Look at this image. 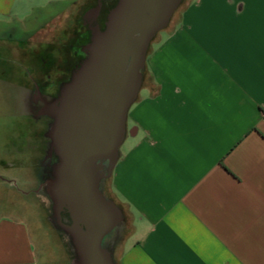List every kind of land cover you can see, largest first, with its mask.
I'll use <instances>...</instances> for the list:
<instances>
[{"label": "crops", "instance_id": "1", "mask_svg": "<svg viewBox=\"0 0 264 264\" xmlns=\"http://www.w3.org/2000/svg\"><path fill=\"white\" fill-rule=\"evenodd\" d=\"M29 4L0 0V21L24 31L0 33V76L15 73L27 113L16 137L21 157L0 159V187L26 186L20 202L0 196V264H40L25 209L28 197H43L46 166L57 162L44 155L46 128L60 82L77 62L76 21L49 27L57 14L27 31ZM13 57L22 65L4 67ZM144 70L108 177L110 196L98 188L119 207L117 227L100 243L110 263L264 264V0H182L150 41ZM60 229L70 264L76 244ZM55 237L64 245L62 234Z\"/></svg>", "mask_w": 264, "mask_h": 264}, {"label": "water", "instance_id": "2", "mask_svg": "<svg viewBox=\"0 0 264 264\" xmlns=\"http://www.w3.org/2000/svg\"><path fill=\"white\" fill-rule=\"evenodd\" d=\"M182 0H117L101 29L90 27L86 56L52 106L48 133L58 157L48 193L59 226L74 237L81 264H111L102 237L120 219L98 190L106 160L108 173L126 134L127 111L141 83L150 41ZM101 1L93 9L98 14ZM72 223L61 222L63 209Z\"/></svg>", "mask_w": 264, "mask_h": 264}, {"label": "rangeland", "instance_id": "3", "mask_svg": "<svg viewBox=\"0 0 264 264\" xmlns=\"http://www.w3.org/2000/svg\"><path fill=\"white\" fill-rule=\"evenodd\" d=\"M44 1L45 0H30L28 7L29 13L23 22L27 31L36 30L42 23L54 17L55 15L60 14L59 18L55 22H51L49 27L63 28L69 24H71L72 27V22L76 21L74 35L77 37L76 43L77 47L79 48L78 51H81V44L87 42L89 39L90 27L97 25L94 24L92 20L90 21L91 26H87L89 22L84 20L83 13L88 7L96 5L97 0H59L53 4H49ZM116 3L117 0H102L100 7L101 10H99L101 12L99 20L102 19L101 21H104L106 19L107 11ZM5 21L6 20L0 21V33L6 31L5 29L8 27H11L13 28L12 33L14 37L23 36L24 31L19 26V24L12 23L11 25ZM49 27H46V29ZM98 27L100 28V26ZM51 33V30L44 32V34ZM38 39L41 38L38 37ZM79 59L80 55L77 56V60ZM15 64L22 65V62L19 61V59L13 57L9 62L5 60L4 67L14 68ZM3 73L6 75L0 76V159H4L5 161H13L15 158L21 157L23 153L17 150L18 144H16V137L18 135V128L21 130L25 129L23 128V123L25 120H27V113L25 110V102L22 99V92L20 91L19 86L15 83L17 80L16 75H14L15 73L11 72V70H7ZM145 74L146 72L143 68L141 71L142 77H144ZM47 129L48 128H46V130ZM50 147L51 138L47 136L45 141L44 155L53 162L55 160V155ZM51 165L52 163L50 162V165L46 166L47 173L45 177H47L48 180L45 178L46 180L43 182L42 189L39 191V194L43 195V197H39V199L34 197L32 198L31 196L28 197V204L31 208L30 210H25H27L26 215L34 227H32V233L34 235V244L38 249L40 264H68L69 261L67 258H69V255L67 253L70 249L68 241L69 239L67 238V235L61 232L62 230L60 229L61 227H59L57 222V217L54 215L53 199L50 196H47V193H45L48 192L49 179H52L53 177ZM36 167L37 165L34 166V168ZM12 170H14V168ZM10 174L13 175L14 172H11ZM6 175L9 177V174ZM11 184L1 185L0 196L3 197V195L7 192V194H11L13 202H20L21 199L23 200V197H19L18 195H20V193L17 192L25 190L26 186L25 184H21L18 180H12ZM5 186H12V193L9 192V190H5ZM102 186L105 188L106 193L110 196L109 180L103 182ZM8 188L9 187H7V189ZM113 204L119 209L116 203L113 202ZM0 211H2L1 207ZM61 212L63 219L65 217L69 218V213L65 208ZM126 231L127 229H124L122 235ZM56 233L62 234L64 245L61 246V244L57 242L55 237ZM117 246L118 245L115 244V246L110 247L109 250L113 251L115 254L118 250ZM79 258V254L75 253L73 255V259L70 260V264H81Z\"/></svg>", "mask_w": 264, "mask_h": 264}, {"label": "flooded vegetation", "instance_id": "4", "mask_svg": "<svg viewBox=\"0 0 264 264\" xmlns=\"http://www.w3.org/2000/svg\"><path fill=\"white\" fill-rule=\"evenodd\" d=\"M101 1V3H102V0H100ZM97 5V4H96ZM96 5H94V6H90V7H88L85 11H84V13H83V17H84V20L86 21V22H89V24L87 25V26H91V24H90V21H92L93 20V23L94 24H97L98 26H100V28L103 26L104 27V22H105V20L104 21H101L102 19H100L99 20V16L101 15V12L99 11L98 12V14L94 17V15H93V9L95 8V6ZM101 7V6H100ZM101 10V9H100ZM102 27V28H103ZM101 28V29H102ZM89 38H90V29H89ZM88 41H89V39H88ZM88 41L87 42H84L83 44H81V47H80V49H81V51H78V49L79 48H77V50H76V54H77V56L78 55H80V59L79 60H77V62H76V64H75V66L73 67V68H71V70H70V76H69V78H68V80H65V79H62L61 80V88L63 87V85L65 84V83H67V82H69L70 81V79H71V74H72V72H73V70L76 68V67H78V65H79V63L82 61V59L86 56V53L84 52V46L88 43ZM61 88H60V90H61ZM36 95V94H35ZM42 95L43 96H45V97H51L52 98V95H51V92H50V90L48 91V90H45V91H43V93H42ZM49 131H50V128H48V130H47V133H49ZM55 156H56V154H55ZM56 160L58 161V157L56 156ZM98 162H100L101 163V165H102V169H103V175H102V178L99 180V182H98V188L102 191V193H104V195L106 196V193H105V188H103V182H106L107 180H108V177H109V175H110V173H108V165H107V161L106 160H99ZM47 180H48V178H47ZM69 216V218H64L63 219V215H62V212H60V217H61V219H62V222H64V223H66V224H71L72 223V217H71V215L69 214L68 215ZM115 227H117V226H115ZM114 240V239H113ZM77 247H76V245H75V249H76Z\"/></svg>", "mask_w": 264, "mask_h": 264}]
</instances>
